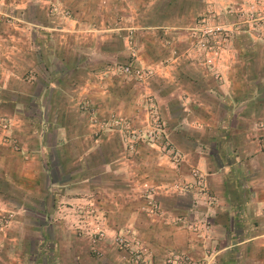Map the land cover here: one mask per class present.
Listing matches in <instances>:
<instances>
[{"label": "crops", "instance_id": "0c3cea01", "mask_svg": "<svg viewBox=\"0 0 264 264\" xmlns=\"http://www.w3.org/2000/svg\"><path fill=\"white\" fill-rule=\"evenodd\" d=\"M13 1L18 5L12 3L10 9L25 17L31 5ZM102 1L113 2L109 9L98 7L100 12L110 11L115 21H99L95 36L104 32L111 42L119 32L132 36L135 30H142L144 48L153 49L150 39L158 33L161 40L157 39L156 49L162 54L161 66L164 64L158 75L162 87L179 80L195 85L183 95L169 90L159 95L166 140L184 150L185 163L171 170L165 153L142 155L140 161H150L155 172L151 168L135 171L133 162L139 158L117 151L121 144L115 136L109 142L115 152L107 164L103 153L95 154L105 137L102 133L89 137L86 121L77 120L86 112L66 98L92 99L99 116L113 109V105L104 108V99L117 105L124 98L113 86L105 88L109 78L100 72L91 77L102 80H94L96 84L82 92L81 87L71 90L62 85L78 80L84 72L76 54L86 45L83 31L81 41L71 43L69 38L49 42L48 35L53 37L55 31L52 28H39L45 40L35 31H30L28 39L25 28H16L24 33V39L18 40L17 48L11 46L15 52L5 56L3 33L7 28L0 24V110L6 109L5 104L10 106V132L14 136V141L0 142V216L5 211L11 214L8 223L0 227V264H129L123 253L112 248L110 238L123 226L134 230L142 241L145 259L154 264L168 251H180L210 264H264V34L246 28L235 33L232 51L220 61L223 79L214 84L208 70L199 68L200 56L187 50V54L181 53L184 31L191 29L190 19L204 9L203 2L206 11H215L211 6L214 0H166L164 15L174 14L182 21L169 24L167 17V28L163 29L136 25L132 5L119 9L114 0ZM0 3L6 6L7 0ZM150 4L146 2L144 9ZM2 10L6 9L0 7L4 15ZM118 11L126 13L122 26L116 23L121 17ZM57 29L75 32L72 28ZM172 35L177 41L174 47L180 50L176 58L168 54ZM103 38L98 35L99 42L93 41L94 49L103 45ZM232 62L243 66V72L240 68L232 71ZM207 82L211 86L196 89ZM127 96L125 110L132 104ZM208 96L212 100L209 105L204 100ZM181 113L187 117L181 119ZM184 143L189 144L187 149H183ZM99 158L101 163L94 164ZM123 163L125 168L117 166ZM191 169L202 177L206 195L160 198L162 213L151 219L136 212L135 182L144 181L137 177L153 173L158 179H176L189 177ZM176 217L196 230L187 232L173 222ZM93 231L104 236L96 238Z\"/></svg>", "mask_w": 264, "mask_h": 264}, {"label": "rangeland", "instance_id": "374dc122", "mask_svg": "<svg viewBox=\"0 0 264 264\" xmlns=\"http://www.w3.org/2000/svg\"><path fill=\"white\" fill-rule=\"evenodd\" d=\"M190 1L191 0H189V2ZM257 1L260 0H214V2L211 4L213 10L215 8V11L213 12L212 10L206 11V7H204L206 6V3L203 2L204 9L190 19L188 28H209L216 26H222L223 28H233L232 25L238 21V17L234 13V10L240 7H243V10H248L249 8L255 11L261 10L262 8L257 3ZM24 2H28V4L31 5L28 14L24 15L25 17H23L22 14L14 13L10 9L13 8L11 6L12 3L18 5L17 1L14 2L13 0H7V7L4 6L3 3H0V7L4 10L6 9L5 12L2 10L4 15L0 13V24H4V26L7 28L5 33H3L5 35V37L3 36L5 43L7 44L5 56L15 52V48L12 47L17 48V44L19 42L18 40L24 39V33H20L21 31L17 30L16 28H25V37L28 39H30V36H28L30 35V31L32 33L35 31L37 32L39 39L44 40L46 39V35L42 34L41 32L44 31L40 30L39 28H52L55 31L52 32L53 37L48 35L47 39L49 42H52L53 40L63 41L68 40L69 38L71 43L77 42L78 40L81 41V31H83L85 35L82 37L83 40L85 38L84 42L86 45L83 50H76V52L78 51L76 54L79 55V60L81 62L80 65H82L83 68L85 67L87 71H85V69L84 72L81 71V77L78 80L65 81V84L63 83L62 85L71 90H74L75 87L76 89L77 87H81L79 90L82 92V90L95 83L94 80H97L95 77L100 72L103 74L102 76H104V78H109V80H105L104 82V86H106L105 88L108 89L110 85L111 87L113 86L112 88L114 89L115 93L118 91V94H121V98H124L121 104H117L119 106L116 110L117 113L113 111L117 106L115 101L112 102L110 99H104V101H102L105 105L104 108L111 107V105H113V109L110 113L108 110L111 109L106 110V112H103L102 116H99L98 113H96L97 106L92 99L81 98L79 100L75 99L74 97L66 98V100H73V102L69 101L70 104L77 103L78 106H76L78 109L80 108V110H82L84 113L86 112L87 115L83 114L84 117L77 119L82 120V122L86 121V134L93 138V136L97 137L102 133L103 137H105V143L102 144L101 148H99V146L97 147L95 154L100 155L103 153L107 159V164L111 163V154L115 152V146L110 145L109 142H112V139L116 136L117 139L120 140L121 144V148L116 146L117 151L121 149V152L125 154L130 153L131 156L139 158L133 162V168L135 171H140L141 168L144 170L151 168V171L153 173L155 172L150 161H140L142 155L154 156L159 155V153H165V158L167 160L166 166L171 170H175L180 164H184V150L182 151L180 148H176L172 143L166 140V123L164 114H162V104L159 102L161 96L159 95L163 94V92L167 90L173 93L175 92V94L183 95L184 93L182 92L190 93V90H192L195 85L190 84V82L186 80H179L174 82L171 81V83H167L168 85H163L164 87H162L158 75L164 64L161 66L162 54L159 53L158 49H156L158 46L157 39L161 40L159 36L157 37L158 33H153L154 36L150 39V41H153L150 44L151 47L153 44H155L153 49L150 47L145 49L143 42L146 40V37L142 35V30H135L134 35L132 36H126L125 34H120L121 32H119L116 35L117 37H115V40H112L111 42L109 40L110 37L106 36V33L100 32L98 35L100 37H104L102 40L103 45L101 47L97 46L98 48L94 49L93 41L98 39V35L95 36L96 33L94 31L96 29V25H99V21L103 19H106L109 23L111 19L115 21V18H111L109 16L110 11H106L105 13L100 12L98 6L100 4L102 8L109 9V7H113V2L107 1L105 4H103L102 0L99 2H97V0H23L22 3ZM114 2L116 3V6L120 7L119 9L126 8L125 5H132V10H134L135 14L133 16V21L136 25H149L163 29L167 28L164 27L167 25V17L169 18V24H172L173 21H176L175 24L182 21V19L180 20L179 17L173 16L174 14H169L166 16L164 15V10L162 7L164 6L166 0H114ZM146 2L147 4H151L149 5V9L146 8L145 10L144 6ZM81 3L83 6H81ZM217 7L219 9L216 11ZM127 12H129L128 9ZM82 13H84L83 17ZM32 14L37 15V17L33 19ZM118 14L121 17H118L116 23L119 24L121 22L122 26L126 23V13L124 14L123 11H118ZM57 28H64L65 30L72 28V30L75 32L68 34L66 32L56 31L58 30ZM87 28L91 31H85ZM243 28H246V25L244 26L243 24ZM252 28H254L253 31H257V33L260 35L259 27L257 25L253 24ZM191 29H186L184 31L185 34H183L182 38L184 48L181 50V53H185V50H187V52H193V55L200 56L201 65H199V68L204 67L206 70H208L214 84L221 82L223 76L221 75L222 67L220 65V61L223 59L222 55L224 56V54L232 51L230 48L235 34H233L226 41H222V38H220L217 34L214 37L203 38L202 40L204 41V39H206V41H208L209 45L212 47L210 52H206L202 48L197 46L195 47L194 44H192L199 38V36L198 32L196 34H192L193 32H191ZM18 34H21L22 38ZM107 34L109 33L107 32ZM172 37L173 35L170 38L172 39ZM171 39L168 44V54L171 55L172 58H176V56L180 53L178 52L180 50L177 51L174 47V41H177H173V39ZM0 40H2V38H0ZM235 64L233 65L232 62V71L239 72L237 69L240 68L243 72V66ZM190 68L193 67L191 66ZM88 69L91 71V73L88 72ZM124 69H127V71ZM78 71L76 72L78 73ZM185 71L188 72L189 69H185ZM68 75L69 73L67 76ZM76 75L77 74L74 76ZM201 84L202 85H198L196 89H200L201 87L205 88L206 85L211 86L210 82ZM109 95L112 96V93H109ZM126 95H128L127 98L132 103L128 110H125ZM204 100L208 105L212 101L209 96L205 97ZM174 106H176V104ZM5 108L6 109L2 108V110H0V142L5 140L14 141V136L10 132V128L13 126L12 115L10 114V106L5 104ZM181 114V119H183L184 116L187 117L185 113ZM118 118L121 120L119 123L120 125L114 123V120ZM13 146L16 145L13 143L11 147ZM188 146V143H184L183 149H187ZM148 151H150V154H148ZM99 160L100 161L93 160V163H101L100 158ZM117 166L120 168H125L124 163L121 165L117 164ZM194 170L195 169H191L189 171V177L187 175L176 179L172 178V176L169 177V179L167 177L163 178V176H159L160 179H158V175L156 176L153 173L143 176L144 179L137 177V179L140 181L144 180L146 182H135V188L137 190L136 192L138 193L136 199H138L139 204L137 206L136 212L138 211L139 215L151 219L154 216L160 215L162 213V207H160L161 205L159 204L160 198L180 197L186 194H196L198 196L206 195L202 177L199 175V172L197 173V171L195 172ZM197 181L200 182V185H197ZM107 182H110L109 178L107 179ZM204 198L205 200L207 199V197ZM3 213L7 214L9 212L5 211ZM1 218L2 217L0 216V219ZM173 222L178 223L189 233L196 230L194 225H191L190 223L186 224L181 220L180 217H176ZM3 225H0V227ZM204 228H206L205 225ZM126 232H128V234ZM97 233L101 234L102 237L104 236V233L101 231H93L91 232V235H94L96 238H98L96 235ZM130 234L134 240H136L138 247L141 249V259L143 260L141 261V264H154L151 261H147L145 259L142 241L130 226H123L119 230L112 233L110 237L112 248L117 252L123 253L126 256L128 263L131 264L128 253L119 250L114 243V240L118 235L129 236ZM203 260H193L180 251H168L156 264H205L207 261Z\"/></svg>", "mask_w": 264, "mask_h": 264}, {"label": "built area", "instance_id": "2783aa9c", "mask_svg": "<svg viewBox=\"0 0 264 264\" xmlns=\"http://www.w3.org/2000/svg\"><path fill=\"white\" fill-rule=\"evenodd\" d=\"M257 3L262 8L261 10L255 11V10H251V8H249L248 10H243V7H240L234 10V13L238 17V21L232 25L233 28H223L222 26L220 27L216 26V27H209V28L206 27V28L191 29V32H193L192 34H196L198 32V36H199V38L196 41H194L192 44H194L195 47L197 46V47L202 48L206 52H210L212 50V47L211 45H209L206 39H204L203 41L202 40L203 38L214 37L217 34L219 35L220 38H222V41H226L233 34L237 32H243V24L244 26L246 25V29L248 30H251V29L254 30V28H252V25L253 24L257 25L259 27L260 33L264 34V0L257 1ZM124 70L127 71V69H124ZM120 121L121 120L118 118L114 120V123L119 124ZM197 185H200L199 181H197ZM1 217L2 218L0 219V225H3V224H6L11 219V214L7 213ZM126 233L128 234V232ZM96 235L98 238L102 237V235L99 233H97ZM114 243L119 250H122L128 253L129 261L131 264H141V261H143L141 259L142 252H141L140 247H138L136 240H134L131 234L129 236L118 235L115 238ZM188 264H194V263H188ZM205 264H210V263L207 262Z\"/></svg>", "mask_w": 264, "mask_h": 264}]
</instances>
